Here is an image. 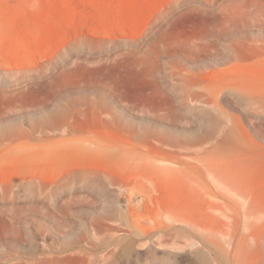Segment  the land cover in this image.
Here are the masks:
<instances>
[{"label": "rangeland", "instance_id": "374dc122", "mask_svg": "<svg viewBox=\"0 0 264 264\" xmlns=\"http://www.w3.org/2000/svg\"><path fill=\"white\" fill-rule=\"evenodd\" d=\"M0 264H264V0H0Z\"/></svg>", "mask_w": 264, "mask_h": 264}, {"label": "bare ground", "instance_id": "6f19581e", "mask_svg": "<svg viewBox=\"0 0 264 264\" xmlns=\"http://www.w3.org/2000/svg\"><path fill=\"white\" fill-rule=\"evenodd\" d=\"M116 151H117V149H116ZM147 159H148V158H147ZM145 160H146V159H145ZM150 160H151V159H150ZM158 160H159V159H158ZM142 161H144V160H142ZM142 161H141V162H142ZM147 161H148V160H147ZM152 163H153V162H152ZM148 164H149V163H148ZM153 164H154V163H153ZM154 165H155V164H154ZM156 165H157V163H156ZM150 167H151V166H150ZM158 167H159V166H158ZM166 167H167V166H166ZM166 167H165V168H166ZM168 168H169V167H168ZM163 169H164V168H163ZM158 170H160V169H158ZM170 170H171V169H170ZM164 174H165V173H164Z\"/></svg>", "mask_w": 264, "mask_h": 264}]
</instances>
